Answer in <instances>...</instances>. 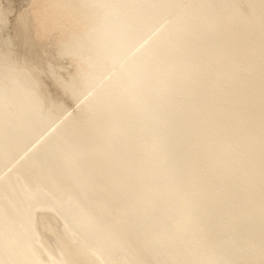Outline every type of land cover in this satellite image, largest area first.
<instances>
[{
	"label": "bare ground",
	"instance_id": "bare-ground-1",
	"mask_svg": "<svg viewBox=\"0 0 264 264\" xmlns=\"http://www.w3.org/2000/svg\"><path fill=\"white\" fill-rule=\"evenodd\" d=\"M0 264H264V0H0Z\"/></svg>",
	"mask_w": 264,
	"mask_h": 264
}]
</instances>
